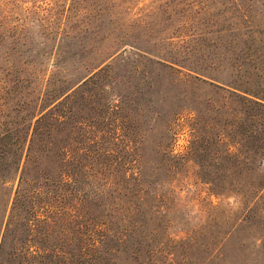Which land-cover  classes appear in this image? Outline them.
Segmentation results:
<instances>
[{
    "label": "rangeland",
    "instance_id": "374dc122",
    "mask_svg": "<svg viewBox=\"0 0 264 264\" xmlns=\"http://www.w3.org/2000/svg\"><path fill=\"white\" fill-rule=\"evenodd\" d=\"M108 52L103 91L95 90L90 106L75 96L74 140H90L105 173L126 171L138 156L145 177L153 171L166 177L147 189L164 199V217L58 220L98 231L105 225L112 241L126 233L140 252L155 254L156 264L169 253L203 257L207 251L220 256L206 264H264V219H207L211 209L236 212L239 203L209 193L189 149L196 118L217 120L220 128L229 118L205 105L218 98L193 78L234 82L246 90L234 92L264 103V0H0V138L11 137L18 109L31 112L46 81L73 79ZM168 110L175 115L165 137L158 114ZM71 120L65 116L66 136ZM166 155L180 163L166 164ZM16 220L15 235L22 230ZM233 222L237 228L223 241ZM191 237L189 247L177 246ZM118 249L112 262L126 264L131 247Z\"/></svg>",
    "mask_w": 264,
    "mask_h": 264
},
{
    "label": "trees",
    "instance_id": "16d2710c",
    "mask_svg": "<svg viewBox=\"0 0 264 264\" xmlns=\"http://www.w3.org/2000/svg\"><path fill=\"white\" fill-rule=\"evenodd\" d=\"M109 56L110 52L85 64L83 73L73 79L46 81L42 94L32 99L36 104L31 112L18 109L19 122L11 129V137L0 138V264H114L121 246L131 247L125 253L126 264H156L155 254L140 252L139 243L126 233L112 241L105 225L98 231L90 230L87 224L72 226L73 222L58 220L164 217V199L148 195L147 189L166 177L160 178L155 171L145 177L138 156L128 163L126 171L105 173V160L99 161L94 155L90 140H74L79 130L73 120V110L79 103L75 96L92 105L95 90L103 91L108 65H101ZM153 63L172 72L173 68L163 61ZM193 79L218 98L207 100L206 106L229 112L228 121L223 120L227 128L205 117L196 118L192 124L189 149L199 169L198 179L212 196H233L239 203L236 212L211 209L207 219H264V103L234 92L242 89L234 82ZM167 113L158 114L159 129L165 137L169 135L168 120L175 115L172 110ZM65 116L73 124L68 136L64 135ZM165 157L166 164L180 163L169 155ZM215 166L226 169H206ZM16 219H21L22 230L15 235ZM236 224L229 225L223 241ZM65 233L77 237L67 238ZM195 241L191 237L177 246L189 247ZM75 242L78 247L74 249ZM216 242L211 241L209 246ZM215 254L220 256L215 251H207L203 257L202 253H169L161 264H193L190 260L195 256L198 264H206Z\"/></svg>",
    "mask_w": 264,
    "mask_h": 264
}]
</instances>
